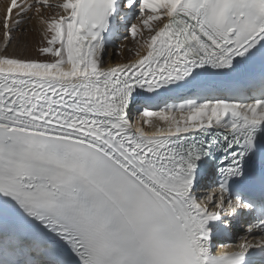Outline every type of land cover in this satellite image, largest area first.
Listing matches in <instances>:
<instances>
[{"label": "snow or ice", "instance_id": "snow-or-ice-1", "mask_svg": "<svg viewBox=\"0 0 264 264\" xmlns=\"http://www.w3.org/2000/svg\"><path fill=\"white\" fill-rule=\"evenodd\" d=\"M37 5L0 12V264H264V237L212 250L242 213L264 230V0ZM34 8L43 58L9 54ZM120 26L145 51L105 67Z\"/></svg>", "mask_w": 264, "mask_h": 264}, {"label": "bare ground", "instance_id": "bare-ground-1", "mask_svg": "<svg viewBox=\"0 0 264 264\" xmlns=\"http://www.w3.org/2000/svg\"><path fill=\"white\" fill-rule=\"evenodd\" d=\"M8 2L9 0H0V12L3 11ZM21 2H23V0H21ZM27 2L31 3L32 0H27ZM59 2H62V0H48L51 7H41L40 5H37V7H41V12L44 16L51 17L60 13V9L55 6ZM131 22H135V20H132ZM147 35L148 33L146 32L145 36ZM139 40V37L133 39L131 36L127 35V39L123 38L117 42L114 41L110 43L107 46V49L103 52L104 66L106 67L112 63L136 57L135 53L137 51L142 53L144 49L140 47L138 43ZM113 43L117 44L116 49L112 46ZM42 46H44L43 26L40 19L35 15L34 8L32 13L28 14L20 27L17 28L16 33L12 34V42L7 45V51L9 54L42 59L43 57L40 56L38 51ZM4 48L5 42L3 38V29L0 28V52H2ZM176 115L178 118L180 114L176 113ZM147 119L150 120V124L145 125L147 127L165 124V122L160 121L157 117H149Z\"/></svg>", "mask_w": 264, "mask_h": 264}, {"label": "rangeland", "instance_id": "rangeland-1", "mask_svg": "<svg viewBox=\"0 0 264 264\" xmlns=\"http://www.w3.org/2000/svg\"><path fill=\"white\" fill-rule=\"evenodd\" d=\"M134 20V19H133ZM17 31V30H16ZM16 31L14 32V33H16ZM125 36H127V34H124V36L122 37V38H124ZM130 36V35H129ZM119 41V40H118ZM117 42V41H116ZM113 44H115V45H112L113 47H114V49H116V47H117V44L116 43H113ZM203 200H204V198H203Z\"/></svg>", "mask_w": 264, "mask_h": 264}]
</instances>
